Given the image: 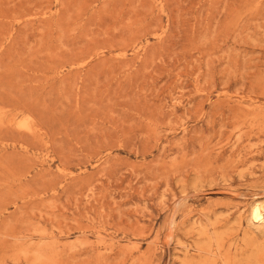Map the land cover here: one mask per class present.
Listing matches in <instances>:
<instances>
[{"label": "rangeland", "instance_id": "374dc122", "mask_svg": "<svg viewBox=\"0 0 264 264\" xmlns=\"http://www.w3.org/2000/svg\"><path fill=\"white\" fill-rule=\"evenodd\" d=\"M264 0H0V264H264Z\"/></svg>", "mask_w": 264, "mask_h": 264}, {"label": "bare ground", "instance_id": "6f19581e", "mask_svg": "<svg viewBox=\"0 0 264 264\" xmlns=\"http://www.w3.org/2000/svg\"><path fill=\"white\" fill-rule=\"evenodd\" d=\"M249 218L253 224H264V204L254 202L249 206Z\"/></svg>", "mask_w": 264, "mask_h": 264}]
</instances>
